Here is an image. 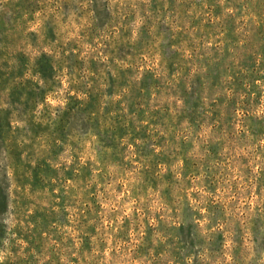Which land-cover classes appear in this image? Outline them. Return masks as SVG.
<instances>
[{"label": "rangeland", "instance_id": "obj_1", "mask_svg": "<svg viewBox=\"0 0 264 264\" xmlns=\"http://www.w3.org/2000/svg\"><path fill=\"white\" fill-rule=\"evenodd\" d=\"M0 264H264V0H0Z\"/></svg>", "mask_w": 264, "mask_h": 264}]
</instances>
